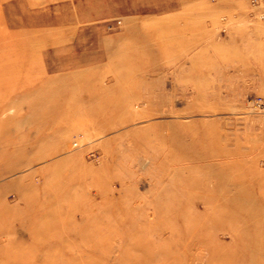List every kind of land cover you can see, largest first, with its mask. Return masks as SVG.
<instances>
[{"label": "rangeland", "instance_id": "rangeland-1", "mask_svg": "<svg viewBox=\"0 0 264 264\" xmlns=\"http://www.w3.org/2000/svg\"><path fill=\"white\" fill-rule=\"evenodd\" d=\"M0 264H264L250 0L2 1Z\"/></svg>", "mask_w": 264, "mask_h": 264}, {"label": "built area", "instance_id": "built-area-1", "mask_svg": "<svg viewBox=\"0 0 264 264\" xmlns=\"http://www.w3.org/2000/svg\"><path fill=\"white\" fill-rule=\"evenodd\" d=\"M250 4L253 7H256L259 9V14L262 18H264V0H250ZM259 101V100H258ZM259 103V102H257Z\"/></svg>", "mask_w": 264, "mask_h": 264}, {"label": "bare ground", "instance_id": "bare-ground-1", "mask_svg": "<svg viewBox=\"0 0 264 264\" xmlns=\"http://www.w3.org/2000/svg\"><path fill=\"white\" fill-rule=\"evenodd\" d=\"M2 1H5V0H0V5L2 3ZM140 243V242H139ZM139 243H137L136 245H138ZM79 251V250H78ZM82 254V252H80ZM77 256V255H76ZM81 258V257H80ZM135 259V258H134ZM87 261V260H86ZM89 262V261H88Z\"/></svg>", "mask_w": 264, "mask_h": 264}]
</instances>
